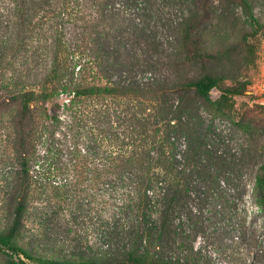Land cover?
<instances>
[{
  "label": "trees",
  "instance_id": "1",
  "mask_svg": "<svg viewBox=\"0 0 264 264\" xmlns=\"http://www.w3.org/2000/svg\"><path fill=\"white\" fill-rule=\"evenodd\" d=\"M167 4L180 11L169 52ZM233 6L248 44L264 29L249 0H0L13 203L0 250L10 264H198L174 252L180 215L200 211L192 200L222 197L221 182L249 168L264 205V103L237 113L247 86L231 69L237 44L210 42ZM32 203L41 217L100 212L102 244L71 258L42 253L21 237Z\"/></svg>",
  "mask_w": 264,
  "mask_h": 264
},
{
  "label": "rangeland",
  "instance_id": "2",
  "mask_svg": "<svg viewBox=\"0 0 264 264\" xmlns=\"http://www.w3.org/2000/svg\"><path fill=\"white\" fill-rule=\"evenodd\" d=\"M249 1L257 18L264 22V0ZM233 8L236 14L210 33V42L219 49L227 42L231 46L237 44L238 50L233 55L235 66L231 69L237 77L247 81L244 93L234 97L235 109L239 113L256 103H264V29L253 38L248 37V44L243 42L242 32L251 28L244 21L241 9ZM179 15L177 7L167 4V52L175 43ZM218 94V90L212 89V98ZM216 122L223 123L221 119H216ZM240 137L242 134L238 132L231 141L232 151L237 149ZM5 144L0 132V202H3L0 205L3 207L0 210V231L10 225L13 207L5 181ZM250 171L249 168L240 171L233 183L221 182L217 190L222 191V197L209 195L191 201L200 211L195 215L186 212L180 215L179 221L184 230L175 236L174 252L177 257L198 264H264V205L259 207L255 203ZM37 204L30 205L23 220L21 237L25 243L31 242L42 253L61 258L81 255L90 247L98 248L102 244L100 212L90 218H74L69 210H58L41 217ZM217 209H222V212H217ZM190 227L194 228L192 233L186 231ZM26 245L32 248V245ZM0 264H10V257L1 250Z\"/></svg>",
  "mask_w": 264,
  "mask_h": 264
}]
</instances>
